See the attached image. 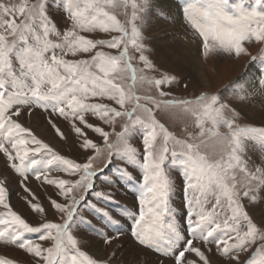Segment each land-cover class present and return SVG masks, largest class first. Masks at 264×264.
Listing matches in <instances>:
<instances>
[{
  "label": "snow or ice",
  "instance_id": "6c2138e0",
  "mask_svg": "<svg viewBox=\"0 0 264 264\" xmlns=\"http://www.w3.org/2000/svg\"><path fill=\"white\" fill-rule=\"evenodd\" d=\"M63 7L71 25L61 32L47 15L45 0L0 4V154L21 177V187L31 197V211L45 218L39 226L30 225L12 209L6 181L0 179V243L22 250L31 257L29 264H112L115 253L108 258L90 256L75 231L80 224H91L80 216L82 206L108 224L119 223L107 208L114 194L95 191L96 179L118 159L142 172L139 211L130 214L131 235L139 246L171 264H211L207 253L213 245L229 264H264V223L255 222L242 202L264 198V166L250 170L242 157L248 140L264 150V127L242 126L241 113L217 94L168 98L172 94L164 89L176 84V78L161 72L150 59L142 32L151 0H64ZM118 7L131 8L124 22L113 11ZM182 13L202 39L205 58L209 53L239 58L248 55L246 42L264 44V0H193ZM93 33L107 38L85 35ZM251 59L264 67V50ZM125 79L130 83L125 85ZM138 83L147 93L155 90V95H137ZM257 83L253 93L238 99L257 92L264 95V71ZM25 108L29 114L32 108H40L50 117L70 121L80 148L89 153L83 162L61 155L15 119ZM170 108L191 116L198 132L177 139L154 115L156 109ZM88 117L101 123L92 124ZM118 121H123L122 130L110 142V132L101 125L114 132ZM48 122L58 137L66 139L51 118ZM88 130L101 138L103 146L89 137ZM138 130L142 160L129 143ZM209 140L221 146L217 159L200 151ZM105 154L107 163L98 170L96 161ZM171 168L179 169L185 181V229L169 206ZM115 171L119 176L105 182L109 187L132 179L126 168L117 166ZM30 176L57 190L62 202L50 200V206L59 220L46 219L47 210L26 184ZM26 234L38 236L34 240ZM98 235L105 245L115 238L103 232ZM0 264L10 262L3 259ZM159 264H166L165 259Z\"/></svg>",
  "mask_w": 264,
  "mask_h": 264
},
{
  "label": "rangeland",
  "instance_id": "374dc122",
  "mask_svg": "<svg viewBox=\"0 0 264 264\" xmlns=\"http://www.w3.org/2000/svg\"><path fill=\"white\" fill-rule=\"evenodd\" d=\"M152 1V0H151ZM19 0H0V4L18 3ZM31 3H35V0H30ZM193 2L188 0H153L151 5H155L153 9L157 12L158 16L165 18V14L171 11V15L179 14L182 22V34H176V40L182 39L188 47L190 53L196 58L201 70L206 76V83L196 82L192 76L188 73H184L180 70L173 69L170 66L164 54L157 52L154 49L153 41L155 37H161L168 33L171 29L168 26H164L157 34H148L144 32L142 25V32L144 35V43L150 48L149 57L155 63L157 68L161 72H165L169 75L175 76L176 84L170 87H166L164 90L171 92L169 99H194L200 96L202 93L217 94L222 101L230 103L237 111L241 113L239 123L242 126H254L264 127V118L257 116L255 113L261 115L264 113V95H260L258 92L251 95L248 99L241 101L238 97L245 93H253L258 87V78L261 71H264L261 61H253L252 56H259L264 50V44L245 43L248 55H241L239 58L234 56H228L223 53H209L205 58L202 54V39L199 35L190 27L187 21L183 18L182 8ZM46 11L49 18L55 23L56 28L63 32L70 27L71 22L68 20L64 11V0H45ZM173 6V8H170ZM121 22L126 21L131 13V8L124 9L118 7L113 10ZM174 11V12H173ZM126 13L128 15H126ZM163 13V14H161ZM147 13L145 14L144 20ZM169 21V20H168ZM139 23V21H137ZM167 30V32L165 31ZM164 31V32H163ZM177 33V32H176ZM89 36H95L97 38H107L106 34L93 33L85 34ZM185 37V38H184ZM55 40V37H52ZM71 58V57H68ZM258 62V63H257ZM135 63V62H134ZM257 66H260L258 69ZM130 80L125 79L124 84L127 85ZM184 85H187L185 87ZM224 93V91H226ZM137 95L152 94L155 95V90L151 93L145 92V88L139 83L136 86ZM109 103L108 101H104ZM143 104L144 101L141 100ZM260 106V107H259ZM131 109L132 105H128ZM242 110H246L243 114ZM246 114L250 115L248 117ZM155 118L159 123L163 124L170 132H172L177 139L184 140L187 138V133L195 135L198 132L193 126V120L191 116L182 112L180 109L170 108L167 110L156 109L154 111ZM31 116H34L37 120L32 122ZM259 117L261 119H259ZM49 118H51L65 133L66 139H61L56 135L55 130L49 124ZM252 118V119H251ZM19 122L24 126L32 130V132L44 142L52 146L61 155L68 158H72L78 162H83L85 157L89 154L84 152L79 146V139L71 130L70 121L64 120L58 115H51L49 112H45L40 108H32L30 110L25 108L21 111V115L16 117ZM89 122L92 124H100L101 122L94 117H88ZM123 121H118L115 125V131L107 125H101L106 131L110 132V142L116 141L115 133H119L122 130ZM210 126V125H208ZM226 131V129H221ZM42 132V133H41ZM88 135L96 143L103 146V142L99 136L88 130ZM129 143L137 149L138 153H141L140 159L142 160L143 144L141 132L134 131L130 138ZM242 157L248 162L249 169L254 170L256 166H264V150L252 140L245 141L243 144ZM202 154L209 159H217L221 153V146L209 140L206 145H202L200 148ZM107 163V155L100 157L96 161L97 169L104 168ZM119 166L126 168L131 174V180H120L112 187H109L106 181H114L119 176V173L115 171V168ZM53 175H62L53 173ZM168 176L171 180L172 190L170 193L169 206L174 214V219L182 229L186 228L185 217L187 215V206L185 202V181L179 169L171 168L168 170ZM0 179L6 181L9 189V203L14 211L22 216L33 227L39 226L45 219L38 214L31 211L28 200L31 198L29 193L25 192L21 187V177L18 176L10 167L7 166V162L2 154H0ZM142 183V172L136 165L124 164L118 159H114L112 166L106 168L102 174L96 179L95 191L112 192L114 194V202L107 205L111 215L119 221L118 224H108L102 217L94 214L91 209L83 207L80 212V216L86 220L91 221L90 225H79V230L75 231L78 239L81 241V248L87 254L94 258H108L115 253L112 264H159L160 259H165L166 264H171L167 258L160 257L157 253L145 249L139 246L131 235L132 220L130 214H138L139 211V184ZM27 186L38 198L36 202L40 203L47 210L46 219L49 221L59 220V215L55 213L54 209L50 206V200H57L62 202V199L57 195V190L53 186L42 185L40 181H37L34 177L30 176V179L26 182ZM85 195H88L87 193ZM88 199L94 201V196L88 195ZM246 211L253 217L254 221L258 224L264 223V198L258 199L255 203L250 202L248 199H244ZM0 211H3L0 209ZM98 232H103L105 235L115 237L110 245H105L103 239ZM28 238L36 239L38 234H26ZM185 235L187 233L185 232ZM201 246L202 250H206L205 246ZM100 253L99 255L97 253ZM211 264H229V261L219 255L215 246H212V251L207 253ZM246 256L241 255V260H244ZM6 259L10 264H29L31 257L27 256L22 250L16 248L14 245H6L0 243V260Z\"/></svg>",
  "mask_w": 264,
  "mask_h": 264
},
{
  "label": "bare ground",
  "instance_id": "6f19581e",
  "mask_svg": "<svg viewBox=\"0 0 264 264\" xmlns=\"http://www.w3.org/2000/svg\"><path fill=\"white\" fill-rule=\"evenodd\" d=\"M183 1L188 2V0H183ZM152 5L147 11V15L144 20V24H145V26L143 27L144 32L148 34L153 33V36H155L154 34H157V31H159L161 28H164V26H168L167 24L168 22H170L169 25L170 24L172 25V26H168V28H165L167 30L171 29L168 33L162 35L161 37H157V36L155 37L156 39H154L153 41L154 49H156L157 52H161L164 54V57L167 59V61L169 62L170 66L173 67V69L175 68L184 73H188L190 76H192V78L196 82L202 84L204 82L206 83L207 81L206 76L201 70L198 62H196L197 61L196 58L192 55V53H190L188 47L185 45L186 43L182 39L177 38L176 40V34L183 33L181 28L182 26L181 17L179 16V14H175V12L173 11L174 14L171 15V11H170L169 13L165 14V18H161L162 16L161 15L158 16L157 12L153 9ZM170 8H173V6H171ZM167 30L165 31L167 32ZM257 68L259 69L260 66H257ZM225 92H227V90L224 91V93ZM242 112L244 114L246 110L245 112L244 110H242ZM246 115L250 117L251 114L250 115L246 114ZM255 115L256 117L255 116L252 117L253 119L255 118L257 119V116H260L262 119L264 118V113L261 115L255 113ZM260 117L259 119H261ZM30 119H32L31 123H34L35 120H37L34 116H31ZM97 254L99 255L100 253Z\"/></svg>",
  "mask_w": 264,
  "mask_h": 264
}]
</instances>
